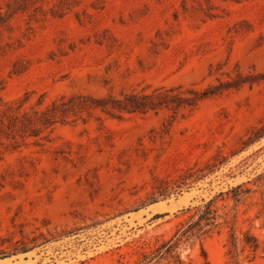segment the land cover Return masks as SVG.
Listing matches in <instances>:
<instances>
[{"label":"rangeland","instance_id":"rangeland-1","mask_svg":"<svg viewBox=\"0 0 264 264\" xmlns=\"http://www.w3.org/2000/svg\"><path fill=\"white\" fill-rule=\"evenodd\" d=\"M0 7V103L43 108L63 95L205 89L238 71L264 73V0H0ZM172 114L96 109L4 151L0 235L38 237V245L0 264H135L188 217L183 209L264 172V137L231 154L264 120V79L182 107L174 121ZM220 149L230 155L220 170L138 206L155 176L204 166ZM159 213L168 214L154 218ZM241 226L264 243L259 221ZM226 232L183 243L185 264H227ZM239 260L264 264V255Z\"/></svg>","mask_w":264,"mask_h":264},{"label":"trees","instance_id":"trees-1","mask_svg":"<svg viewBox=\"0 0 264 264\" xmlns=\"http://www.w3.org/2000/svg\"><path fill=\"white\" fill-rule=\"evenodd\" d=\"M193 6V5H192ZM190 6V7H192ZM59 5V10L63 9ZM25 11V9H23ZM4 15L0 7V24L4 22ZM264 79L262 74H245L238 71L236 77L220 81L205 89L194 87H158L151 92H123L120 96L109 94L96 97L91 94L76 93L63 95L51 104L39 108L26 109L24 101L12 100L0 103V159L7 149H16L26 143L29 137L45 139L50 136L59 123L77 120L84 112L99 109L109 115L121 117L125 113L159 110L164 107L172 108L173 120L182 107H196L203 99L220 95L230 88H237L244 83ZM172 121L167 125L170 128ZM242 139V145L234 149L231 154L245 150L250 144L264 137V120L253 126ZM230 155L220 149L211 156L204 166L187 167L175 177H154L152 191L138 206L155 203L160 199L168 198L172 194L182 192L194 182L212 174L226 164ZM259 193L261 199L253 216H247L253 206V197ZM257 203V202H256ZM188 217L181 221L173 233L157 242L147 250H142L140 258L135 264H185L181 257L183 243L191 238L203 239L214 232L226 229L227 233V264H240L239 258L244 255L248 262H252L259 251L264 255V243L249 228L241 224L249 221H259L260 228L264 229V172L253 179L221 191L203 204L183 209ZM168 213H159V218ZM22 233V232H21ZM38 237L22 235L21 239L6 238L0 235V257H6L32 250ZM45 241H48L45 239ZM206 264H209L208 262Z\"/></svg>","mask_w":264,"mask_h":264}]
</instances>
